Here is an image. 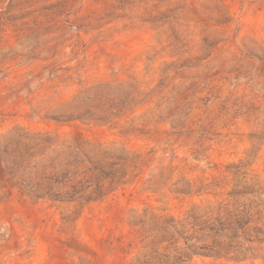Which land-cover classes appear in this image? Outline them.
<instances>
[{"label":"rangeland","instance_id":"obj_1","mask_svg":"<svg viewBox=\"0 0 264 264\" xmlns=\"http://www.w3.org/2000/svg\"><path fill=\"white\" fill-rule=\"evenodd\" d=\"M0 264H264V0H0Z\"/></svg>","mask_w":264,"mask_h":264}]
</instances>
